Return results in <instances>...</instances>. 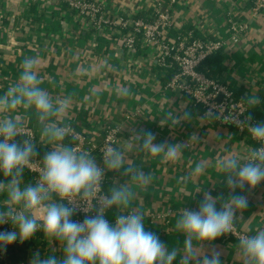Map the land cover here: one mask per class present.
Instances as JSON below:
<instances>
[{
	"label": "crops",
	"instance_id": "1",
	"mask_svg": "<svg viewBox=\"0 0 264 264\" xmlns=\"http://www.w3.org/2000/svg\"><path fill=\"white\" fill-rule=\"evenodd\" d=\"M93 1L104 4L109 14L144 19L160 4L172 16L171 32L193 34L195 31L204 40L225 41L227 45L222 53L225 74L246 99L258 97L260 100V93L264 91V11L252 16L250 0ZM231 15L247 24L236 44L230 42L228 18ZM25 57L40 59V87L54 101L70 97L71 106L66 113L46 122L38 119L34 108L23 107L0 112V119L19 118L23 125L31 127L36 135L37 157L41 160L57 146L42 136L43 123L71 126L97 143L106 127H118L117 148L125 153L128 163L150 174L152 181L145 188L130 177L105 169L107 195L113 187L124 183L135 194L128 208L114 206L110 216L137 211L143 215L146 231L155 233L170 250L182 249L185 236L176 228L181 210H199L202 190L221 197L219 208L228 199L230 190L217 161L226 154L249 155L253 149L251 142L230 127L201 120L199 108L178 90L167 88L172 70L161 68L155 54H146L140 47L129 52L118 46L110 34L103 31L93 34L74 26L66 8L50 0H0V95L18 82ZM121 89H127V95L121 94ZM181 106L194 113L193 119L170 127L165 117ZM140 128L154 132L157 142H187L181 159L165 161L139 151L132 130ZM69 141L66 138L64 143ZM200 162L206 168L202 174L193 176ZM182 177H187L186 183ZM26 185L22 179L21 187ZM237 193L247 195L249 202L246 210L237 212L234 224L251 235L264 230V183L242 193L237 189ZM0 195L5 196L4 206L0 205L4 208L7 194ZM150 216L161 218L154 221ZM29 242L33 251L24 264H30L35 253L41 259L53 255L57 260L64 258L60 242L47 239L42 231L23 243ZM213 249L221 253V264H243L238 244L227 242L223 237L211 244L205 242V253ZM174 264H179V260Z\"/></svg>",
	"mask_w": 264,
	"mask_h": 264
},
{
	"label": "clouds",
	"instance_id": "2",
	"mask_svg": "<svg viewBox=\"0 0 264 264\" xmlns=\"http://www.w3.org/2000/svg\"><path fill=\"white\" fill-rule=\"evenodd\" d=\"M40 63L38 57L24 58L18 82L0 95V112L18 107L34 108L41 122L67 112L70 97L54 101L40 87ZM119 91L123 95L128 93L127 89ZM246 103L254 108L260 100L251 97ZM193 116L186 106H181L169 112L165 119L170 127H175L190 122ZM199 118L218 119L217 109L210 106ZM242 122L247 123L248 132L259 147L253 148L247 156L226 154L218 159L217 167L230 190L228 199L218 208L221 197L213 196L211 191H199L202 192L199 210L183 208L176 222L177 230L185 236L184 246L170 250L155 233L145 230L143 215L137 211L117 215L114 225L105 219V209L128 208L134 199L135 194L127 183L113 187L110 194L96 204L94 216H86L82 222L72 218L77 211L76 198L97 199L105 169L130 177L145 188L151 183L152 176L128 163L122 150L109 147L101 167L89 152L64 143L71 134L69 127L43 123L42 136L57 146L44 155L37 183L22 188L24 169L38 153L27 139L22 144L14 142L22 134L21 119H0V173L10 178L7 182L0 181V193L7 194V207L0 208V225L11 223L12 226V230L0 232V251H6L17 240L28 241L42 231L47 239L60 242L64 258L57 260L53 255L41 259L40 254L35 253L30 264H174L177 259L179 264H221L219 251L204 252L205 242L211 244L233 233L237 212L246 210L249 202L247 195L238 194L237 189L242 193L264 183V122L254 121L251 112ZM132 136L139 151L165 161L180 160L182 150L188 146L187 142H157V135L143 128L133 129ZM205 168L206 164L200 162L192 175L202 174ZM181 179L187 182V177ZM238 251L243 264H264V230L240 238Z\"/></svg>",
	"mask_w": 264,
	"mask_h": 264
},
{
	"label": "built area",
	"instance_id": "3",
	"mask_svg": "<svg viewBox=\"0 0 264 264\" xmlns=\"http://www.w3.org/2000/svg\"><path fill=\"white\" fill-rule=\"evenodd\" d=\"M50 1L66 8L69 15H71L74 26L90 31L93 34L102 31L107 35L110 34L116 39L118 46L129 52H134L137 47H140L146 54H155L156 63L161 68L176 71L167 84V88L178 90L182 96L199 108L201 114L210 106H215L219 118L208 120L217 125L234 129L246 140L255 144L253 148L259 147V144L252 139L248 132L247 123L242 122L244 117L248 115L245 100L234 97L233 91L229 90L226 85L210 78L201 70V66L209 57L224 49L227 45L225 41L220 39L202 40L195 38L191 33L179 34L177 37L171 38L169 32L174 26L173 19L170 12L160 4L153 8L149 18L144 19L126 14H109L104 4L93 0ZM250 1L252 4L250 10L252 16L256 17L261 11H264V0ZM228 23L231 32L230 42L236 44L239 42L240 33L246 30L247 24L239 22L236 16L233 15L228 18ZM253 120L256 121L255 119ZM67 127L71 129V134L67 137V139L72 141L71 146L81 151L89 152L101 167L104 166L103 157L105 151L109 147L117 148L120 133L118 127H106L100 134L98 143L93 142L73 127ZM17 137H22L24 140L27 139L33 144L36 141L34 130L25 125L22 127V134ZM42 168V160L39 157H35L29 167L24 169V172L32 177L33 186L37 183ZM106 183L107 176L105 172L102 188L96 200L86 201L76 198L77 211L72 217L73 220L82 222L86 216H94L96 214V204L107 195L105 191ZM4 199L5 196L0 195V205L4 206ZM54 199L57 198L54 197ZM63 203L67 204V201H63ZM108 210L105 209V212ZM160 218L161 216H150V219L154 221ZM105 219L107 218L105 217ZM109 223L113 225L115 220L109 221ZM10 230H12L11 223L0 225V232ZM224 236L233 240L232 243L238 244L240 238L252 235L241 231L234 224L233 233ZM12 248L26 249L27 258L32 255L33 251V247L29 248L25 243L17 240L12 245H9L6 251H0V263L6 264L7 256Z\"/></svg>",
	"mask_w": 264,
	"mask_h": 264
},
{
	"label": "trees",
	"instance_id": "4",
	"mask_svg": "<svg viewBox=\"0 0 264 264\" xmlns=\"http://www.w3.org/2000/svg\"><path fill=\"white\" fill-rule=\"evenodd\" d=\"M136 17V16H135ZM136 18H139V17H136ZM188 33V32H187ZM193 36L195 38H199V39H202L200 38V36L198 35V33H196L195 31L192 32ZM178 34H186V33H183V32H169V36L171 38H175L178 36ZM204 40V39H202ZM222 53H223V49L217 51L215 54H213L211 57H209L204 63L203 65L201 66V70L207 74V76H209L210 78L218 81L219 83L223 84V85H226L229 90L233 91L234 93V97L236 98H243L245 100V102L247 101V99L241 95L240 92H237L236 91V88H235V85L233 83V80L229 77V75L225 74L226 72V68L225 66L223 65V59H222ZM171 73H169L170 77L176 72L175 70H172L170 71ZM247 108H248V114L249 112H251L252 116H253V119H255L256 121H261V122H264V91H262L260 93V103L255 106L254 108L250 107L248 104H247ZM24 139L22 137H16L15 138V141L16 143H23ZM72 144V141L70 140L69 141V145ZM252 144V143H251ZM253 146L255 144H252ZM37 157V156H36ZM8 179L10 178H6L3 176L2 173H0V181H3V182H7ZM23 180H25V182L29 185H33V182H32V177L30 176V174L24 172L23 173ZM111 214V208L106 212V218L109 220V221H114L115 216H110ZM39 234V233H38ZM42 236V235H41ZM223 237L226 241H231L233 242V240L231 239H227L225 236H221ZM27 247H30V242L27 243L26 245ZM27 257V251L26 249H19V248H12L7 256V259H6V264H24V261ZM0 264H3V263H0Z\"/></svg>",
	"mask_w": 264,
	"mask_h": 264
},
{
	"label": "rangeland",
	"instance_id": "5",
	"mask_svg": "<svg viewBox=\"0 0 264 264\" xmlns=\"http://www.w3.org/2000/svg\"><path fill=\"white\" fill-rule=\"evenodd\" d=\"M52 2V1H51ZM53 3V2H52ZM55 4V3H54ZM67 11V10H66ZM68 12V11H67Z\"/></svg>",
	"mask_w": 264,
	"mask_h": 264
},
{
	"label": "water",
	"instance_id": "6",
	"mask_svg": "<svg viewBox=\"0 0 264 264\" xmlns=\"http://www.w3.org/2000/svg\"><path fill=\"white\" fill-rule=\"evenodd\" d=\"M220 99V98H219Z\"/></svg>",
	"mask_w": 264,
	"mask_h": 264
}]
</instances>
